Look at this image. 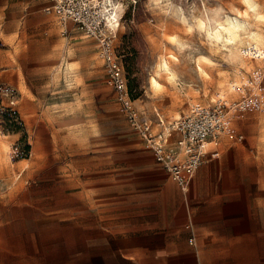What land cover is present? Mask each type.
Instances as JSON below:
<instances>
[{"label": "crops", "instance_id": "obj_1", "mask_svg": "<svg viewBox=\"0 0 264 264\" xmlns=\"http://www.w3.org/2000/svg\"><path fill=\"white\" fill-rule=\"evenodd\" d=\"M19 2L0 0V10L37 1ZM91 78L93 72L58 96L52 83L39 112L51 144L26 167L32 191L42 194L34 198L44 202L39 216L52 226L50 253L90 264H264V100L231 115L228 132L207 143L183 190L115 111L107 79L105 85ZM84 94L86 107L78 104ZM100 99L106 126L98 121ZM41 103L33 95L32 104ZM2 226L0 244H10Z\"/></svg>", "mask_w": 264, "mask_h": 264}, {"label": "rangeland", "instance_id": "obj_2", "mask_svg": "<svg viewBox=\"0 0 264 264\" xmlns=\"http://www.w3.org/2000/svg\"><path fill=\"white\" fill-rule=\"evenodd\" d=\"M35 1L30 8L0 10V224L10 243L0 244V264H90L61 250L50 253L52 226L39 216L44 202L34 198L42 194L32 191L26 167L51 144L49 122L39 112L52 96V83L57 96L91 72L92 80L106 85V70L91 38L46 11L45 0ZM110 1L120 19L115 53L135 105L148 117L158 113L172 120L191 104L236 98L232 83L241 85L264 69V60L246 53L252 46L254 54H263L264 0H103L102 12L112 7ZM233 18L240 24L236 29ZM216 29L222 38L214 36ZM162 58L167 69H160ZM33 95L42 102L38 106ZM88 103L85 94L78 101ZM98 104L99 124L106 126L105 101Z\"/></svg>", "mask_w": 264, "mask_h": 264}, {"label": "built area", "instance_id": "obj_3", "mask_svg": "<svg viewBox=\"0 0 264 264\" xmlns=\"http://www.w3.org/2000/svg\"><path fill=\"white\" fill-rule=\"evenodd\" d=\"M46 11L55 12L61 20H70L75 27L95 41L98 55L103 61L107 83L114 90L121 113L130 128L142 139L155 160L169 176L186 190L189 180L204 161L205 146L217 144L228 132L231 115L258 109L264 100V69L252 73L251 78L231 88L236 98L222 97L205 106L191 104L188 112L171 121L156 113L151 118L135 105L127 86L122 61L115 53V38L120 19L113 13L110 19L102 12L103 0H49ZM253 47L246 53L254 54ZM192 241V239H191Z\"/></svg>", "mask_w": 264, "mask_h": 264}, {"label": "bare ground", "instance_id": "obj_4", "mask_svg": "<svg viewBox=\"0 0 264 264\" xmlns=\"http://www.w3.org/2000/svg\"><path fill=\"white\" fill-rule=\"evenodd\" d=\"M109 1V0H108ZM110 5L112 6V7H110V8H107V5H105V15L108 17V19H110V15H112L113 13H115V11H114V6L115 5H113L112 4V2L110 1ZM115 15H116V13H115ZM233 21H234V18H233ZM229 23V22H228ZM240 26V24L238 23V21L237 20H235L234 21V23L232 22V26H231V28L233 27V28H238ZM220 27V26H219ZM223 28V27H222ZM226 28V27H225ZM224 28V29H225ZM215 32H214V36L216 37V38H222V35H221V33H220V31L219 30H214ZM229 32V31H228ZM160 69H167V60L165 59V58H162V61H161V65H160ZM157 75V74H156ZM150 83H151V85L152 86H155V88H156V86H158L159 85V82L157 81V79H156V77L155 76H152L151 78H150Z\"/></svg>", "mask_w": 264, "mask_h": 264}, {"label": "trees", "instance_id": "obj_5", "mask_svg": "<svg viewBox=\"0 0 264 264\" xmlns=\"http://www.w3.org/2000/svg\"><path fill=\"white\" fill-rule=\"evenodd\" d=\"M128 90H129V88H128ZM129 92H130V90H129ZM130 95H131V92H130ZM131 97H132V95H131ZM132 98L134 99V97H132ZM26 148H29V145H27Z\"/></svg>", "mask_w": 264, "mask_h": 264}]
</instances>
